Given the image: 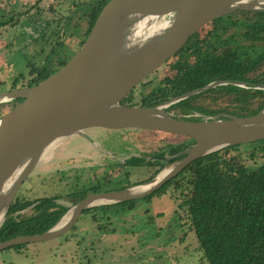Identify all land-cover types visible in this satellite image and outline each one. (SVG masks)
Segmentation results:
<instances>
[{
    "label": "water",
    "instance_id": "1",
    "mask_svg": "<svg viewBox=\"0 0 264 264\" xmlns=\"http://www.w3.org/2000/svg\"><path fill=\"white\" fill-rule=\"evenodd\" d=\"M237 11L264 12V0H111L63 67L35 86L0 93V105L23 100L0 118V228L24 182L63 138L101 128L157 131L194 142L176 156L162 158L168 163L181 160L150 181L118 192L91 194L47 232L2 242L0 252L60 238L88 209L144 199L201 158L264 140V109L252 117L218 115L203 121L179 120L167 112L220 86L264 91V84L215 81L155 107L121 104L204 26ZM160 21L164 22L158 30L147 35L146 29ZM143 24L145 30L140 28Z\"/></svg>",
    "mask_w": 264,
    "mask_h": 264
},
{
    "label": "trees",
    "instance_id": "2",
    "mask_svg": "<svg viewBox=\"0 0 264 264\" xmlns=\"http://www.w3.org/2000/svg\"><path fill=\"white\" fill-rule=\"evenodd\" d=\"M68 1L70 6L63 22H58L56 30L52 31L49 29L51 23L47 22L37 37L41 45V41H44L43 44L48 46L45 33L50 31L52 41H61L51 45L40 66L32 68L31 78L23 83V87L37 85L71 60L84 44L104 6L111 0ZM74 15L79 16L73 18ZM82 21L86 22V29L78 36L77 45L68 49L64 44L67 27L70 29L73 24L75 33L82 27ZM62 23V29L59 30ZM60 32L63 33L62 39ZM42 51L45 53L44 49ZM164 66L167 70L157 86L150 89L151 83L141 82L121 104L155 107L215 81L264 84V12L237 11L208 23ZM19 82L18 79L15 81L13 90ZM22 101H12L14 105L8 111ZM263 109V90L227 85L183 100L171 106L167 112L179 120L203 121L218 115H223V119L229 115L252 117ZM5 114L0 112V118ZM175 137L181 141L169 144L159 156L176 155L194 144L189 138ZM257 144L262 145L261 150L264 152V140ZM240 147L227 148L191 163L161 189L145 198L150 202L155 197L161 198L171 192L178 194L175 197L179 205L174 215L178 221H182L184 237L195 234L200 264H264V165L250 169L239 156H227L230 151ZM139 161L134 158L130 165H137ZM73 196L67 197L72 206L85 197L83 194L72 199ZM60 199L62 197L55 196L27 201L17 196L0 228V243L18 237L40 235L50 230L70 209L60 204ZM137 202L134 200L94 207L83 214L91 215L94 222L99 221L100 213L111 211L122 216L129 215ZM76 225L72 230L76 229ZM98 228L103 231L102 225H98ZM26 245L7 250H21Z\"/></svg>",
    "mask_w": 264,
    "mask_h": 264
},
{
    "label": "rangeland",
    "instance_id": "3",
    "mask_svg": "<svg viewBox=\"0 0 264 264\" xmlns=\"http://www.w3.org/2000/svg\"><path fill=\"white\" fill-rule=\"evenodd\" d=\"M69 6L68 0H0V93L14 91L12 87L17 79L20 82L15 90L26 88L23 83L31 78L32 68L40 66L51 45L61 41H52L50 31L56 30L58 22H63ZM74 16L78 18L79 15ZM47 22L51 23L50 31L45 33L48 46L43 44L44 41H41V45L37 38ZM81 24L82 27L75 33L73 24L70 29L67 27L64 44L68 49L77 45L78 36L86 29V22L82 21ZM62 26L63 23L59 30ZM62 34L60 32L61 39ZM43 49L45 53H42ZM166 70L164 66L158 75L146 81L151 83L150 89L157 86ZM13 105L12 102L1 104L0 112L7 114ZM93 134L108 149L121 154V160L127 154L154 155L164 151L169 144L181 141L173 135L147 130H100ZM257 143L243 145L230 151L227 156H239L246 167L256 169L264 165L262 145ZM55 157L30 177L18 197L35 201L60 196L62 199L59 203L72 208L67 195L79 173L75 167L83 166V179L90 183L96 175L102 178V172L108 166L101 156L94 153L89 154L88 158L85 153L67 151L57 155L58 159ZM102 167L104 169L101 171ZM146 169L132 171L135 181L147 177ZM59 172L71 173L67 179L61 180L57 177ZM175 196L178 194L171 192L150 202L141 201L129 215L108 213L100 215L97 222L93 221L91 215L84 214L76 229L60 238L28 244L21 250L0 252V264H200L195 234L184 237L182 221H178L174 215L179 205ZM98 225H102L103 231H99Z\"/></svg>",
    "mask_w": 264,
    "mask_h": 264
},
{
    "label": "flooded vegetation",
    "instance_id": "4",
    "mask_svg": "<svg viewBox=\"0 0 264 264\" xmlns=\"http://www.w3.org/2000/svg\"><path fill=\"white\" fill-rule=\"evenodd\" d=\"M161 68L158 71H156L155 73H153L152 75H150L148 78L143 80L142 82L147 83L146 81L148 79H151L154 76L158 75L160 73ZM148 83H150V82H148ZM140 84L138 86H140ZM100 130L107 131V132L116 131V130H108V129H101V128H92V129H88V130L84 131L83 134H81V135H75V136H70V137H66V138L61 139L56 144V147L54 148V150L51 152V154H50L51 156L49 155L48 157H46L39 164V166L37 167L35 172L39 168H42L44 164L48 163V161L51 163V159L54 158L55 156L57 157V155H59L60 153L67 152V151L68 152L69 151H75L77 153H85V154H87L88 158H89V154H93V153L101 156L103 158V161L108 163V166H106L105 170H103V172H102V178H100L99 175H96L94 180H92V182H90V183L85 182L83 179V175H82V173L84 171L83 166L75 167V171L77 173L78 172L79 173L75 176V178H74L75 182H73L74 185L72 186L71 191L67 195V197H68V196H71L73 194L74 195L72 197V199H73V198H78V197L82 196L83 194L85 197H87L91 194H96V193L118 192V191L129 189L133 186H137V185H140V184L145 183L147 181H150L160 172L167 170V169H170L171 167H173L174 165L177 164V163H175L173 165H169L173 161L168 163V162L162 160V158L173 157V156H176L177 154L173 155V156H168V155L159 156V154L163 151L158 152L154 155H145V154L128 155L127 154L123 158V160H121L119 158V156H122L121 154L119 155V153L116 152L114 149H108L102 142L100 143V141L98 139L99 137L95 136L93 134V133H96L97 131H100ZM171 144H174V143H171ZM134 158L140 159V161L138 162L137 165H130V161H132ZM56 159H58V157ZM156 162H160L164 165L160 166V164H157ZM141 168H143V169L147 168L148 170L146 169V171L148 172V175H147V177L144 178L145 180L139 179V180L135 181L133 174H132V171L133 170L136 171V170L141 169ZM102 169H104V168L103 167L100 168L101 171H102ZM58 171H60V170H58ZM156 172H158V173L155 174ZM70 173L71 172L64 174L62 172H59L60 175L57 177L61 180H65L70 176ZM30 177L24 182V184L30 179ZM21 189H20V191H21ZM85 193H87V194L85 195ZM155 198H158V197H155ZM68 200L71 202V200L69 198H68ZM135 201L147 202L145 200V198L140 199V200H135ZM112 205H114V204H112ZM108 213H112L115 215H121V214H117V213L111 212V211L107 212L105 214L100 213V215H107ZM83 215L84 214H82V216ZM86 215L88 216L89 214H86Z\"/></svg>",
    "mask_w": 264,
    "mask_h": 264
},
{
    "label": "bare ground",
    "instance_id": "5",
    "mask_svg": "<svg viewBox=\"0 0 264 264\" xmlns=\"http://www.w3.org/2000/svg\"><path fill=\"white\" fill-rule=\"evenodd\" d=\"M161 26V24L159 25L158 23H154V25L148 30V29H146V27L144 26V24L143 25H141L140 26V28L141 29H143V30H147L146 31V34L147 35H150V34H152L153 32H155L156 30H158V28ZM56 147V146H55ZM55 147H53V149H51L50 150V152L46 155V157H48L50 154H51V152L54 150V148ZM51 156V155H50ZM68 220V216H67V218H65L64 220H63V222H62V224H64L66 221Z\"/></svg>",
    "mask_w": 264,
    "mask_h": 264
}]
</instances>
